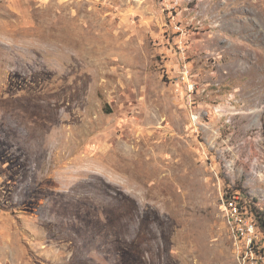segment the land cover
Listing matches in <instances>:
<instances>
[{"label": "rangeland", "instance_id": "rangeland-1", "mask_svg": "<svg viewBox=\"0 0 264 264\" xmlns=\"http://www.w3.org/2000/svg\"><path fill=\"white\" fill-rule=\"evenodd\" d=\"M231 191L264 211V0H0V264H264Z\"/></svg>", "mask_w": 264, "mask_h": 264}, {"label": "built area", "instance_id": "built-area-1", "mask_svg": "<svg viewBox=\"0 0 264 264\" xmlns=\"http://www.w3.org/2000/svg\"><path fill=\"white\" fill-rule=\"evenodd\" d=\"M224 210L227 213L235 236L244 244L243 258L255 255L261 246V237L258 232L256 220L249 212L248 201L233 191L227 192L223 197ZM260 254V253H259ZM258 254V255H259Z\"/></svg>", "mask_w": 264, "mask_h": 264}, {"label": "trees", "instance_id": "trees-1", "mask_svg": "<svg viewBox=\"0 0 264 264\" xmlns=\"http://www.w3.org/2000/svg\"><path fill=\"white\" fill-rule=\"evenodd\" d=\"M248 208H249V212L253 215L256 222L257 223L259 222L264 232V211H261L260 209L256 208L254 204L253 205L249 204ZM257 228H259L258 225H257Z\"/></svg>", "mask_w": 264, "mask_h": 264}]
</instances>
